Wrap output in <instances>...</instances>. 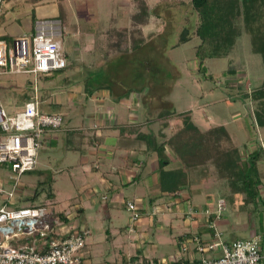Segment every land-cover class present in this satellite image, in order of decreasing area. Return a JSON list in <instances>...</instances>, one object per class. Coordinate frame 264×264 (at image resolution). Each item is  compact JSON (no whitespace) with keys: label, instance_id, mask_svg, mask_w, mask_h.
Returning a JSON list of instances; mask_svg holds the SVG:
<instances>
[{"label":"rangeland","instance_id":"1","mask_svg":"<svg viewBox=\"0 0 264 264\" xmlns=\"http://www.w3.org/2000/svg\"><path fill=\"white\" fill-rule=\"evenodd\" d=\"M142 6L147 8L148 17L143 32L151 37L143 48L135 52L123 53L117 47L121 32L125 30L124 28L129 29L134 25V17L136 14H141ZM4 8L11 12V15H7L5 23L0 25L2 37L30 33L33 18L41 20L55 17L63 24L61 41L68 67L53 73L50 78L39 77L37 81L42 110L57 111L63 115L65 121L61 130L64 132L81 126L84 113L90 109V103L86 101L87 90H93L104 83L107 75L112 74L110 67L120 64L128 68L132 62L144 65L140 60L143 59L146 65L151 67L150 76L157 79L160 84V86H151L146 98H162L163 102L166 99L171 100L177 114L192 111L193 121L202 131L225 126L242 153L246 148L249 151L250 139L258 141L264 149V142L259 138L261 133L264 134V129L258 126L251 104L244 94L247 84L254 88L258 85L257 82L264 78L263 58L253 52L251 36L244 32L238 38L231 57L207 59L201 67L196 51L202 41L194 35L199 17L191 0H5ZM185 27L192 32V38L187 43L178 45ZM127 57L138 58L128 61V64ZM231 59L234 60L231 67L238 69L234 77L241 82L240 92L227 83L229 76L226 72ZM35 79V76L27 74L0 77V95L3 107L9 113H13L16 107L21 105L18 99L19 92L21 94L26 92L30 98L33 96ZM74 94L77 103L73 104L71 98H74ZM60 97L62 101L57 104ZM155 103L156 101H153L152 106L156 107ZM252 104L255 111L257 104L254 102ZM160 106L162 107L160 112H163L164 103L160 102ZM159 109H154L155 115ZM163 124V121L157 122L155 127H161ZM61 130L53 133V135L59 134L56 143L41 149L35 171L13 180L12 172L0 166L2 177L0 181L7 190L15 186L13 181L17 182V187L24 188L18 191L19 198L16 203L20 206L44 205L50 207L53 212L75 215L78 213L77 206L82 207L84 214L77 219L74 218V222L76 223L77 220L80 225L89 227L91 235L88 240L93 243L90 249L95 264H104L114 259L115 250L111 242L96 244V240L101 235L99 230L109 224L111 233L115 234L121 227L125 229L123 235L134 236L135 234L129 231L132 223L128 203L135 201L141 191L138 190L137 184L123 186L115 168L112 170L114 176L111 177L116 181L115 194L111 193V196L107 194L105 187L99 182L98 175L95 174L96 171H87L88 174L84 172L85 164L82 159L84 152L80 141L70 136L69 145L66 142L68 137L63 140L66 135ZM141 146L139 142L135 148ZM172 148L175 152L173 146ZM131 153L128 155L132 158L135 150ZM247 156L248 154L244 153L243 158ZM136 157H141L139 151L136 152ZM92 160L96 158H91ZM102 170L106 171L104 167ZM263 170L264 165L262 172ZM215 183L218 188L217 199L221 196L231 198L232 194L226 180ZM94 187L98 188V195L86 200L85 196L89 188ZM50 191L56 195L55 201L49 198ZM36 192H38L36 200H29ZM117 195H120L117 202L119 208L114 209L112 205ZM103 197L107 200L104 201ZM197 199L194 195L195 205L204 203L202 200L198 202ZM107 202L113 208L110 213L104 210V204ZM191 208L193 207L186 206L183 210L189 214ZM110 214L111 223L104 220ZM253 218L246 210L242 212L241 221L236 226L237 232L241 227L245 229V225H249L250 219ZM170 244L172 240L160 246L155 255L159 257L164 253L163 255L166 256L170 251L172 252L174 247ZM99 250L105 254L100 253ZM118 258L120 261L124 257Z\"/></svg>","mask_w":264,"mask_h":264},{"label":"crops","instance_id":"2","mask_svg":"<svg viewBox=\"0 0 264 264\" xmlns=\"http://www.w3.org/2000/svg\"><path fill=\"white\" fill-rule=\"evenodd\" d=\"M4 15L6 18L7 15H11V12H8L5 9ZM46 19L56 18L53 17ZM38 21L39 19H36L34 25L32 22L30 33L32 29L35 28V24ZM30 33L24 32L15 36H6L13 40L14 38ZM143 57L144 55L142 58ZM137 58H128L126 61L128 63V61ZM140 60L144 65L133 64L132 62L131 64L128 63V68H125L120 64L118 66L114 65L113 67H110L112 74L107 75L106 81L99 84L93 90H89L90 92L87 90L86 101L90 103V109L84 113V119L81 126L74 127L73 130L65 132L60 129L66 135L63 137V140H66L68 137L66 142L69 143V145L71 141V139H69L70 136L76 137L77 141H80V144L83 147L82 152H84L82 156L85 164L84 172L88 174L87 171H96L95 174L98 175L99 182L105 187L107 194L111 196V193H114V190L117 187L116 181L111 178L114 176L112 170H115V168L116 172L119 173L120 182L123 186L137 184L139 187L138 190L141 191V193L138 191L139 194L136 196L137 198L135 201H133L137 204L142 215L140 221L136 225L135 232H132L135 234L134 236L123 235L125 229L121 227L116 230L115 234L111 233L109 224L107 226L109 228L103 227L99 230L101 231V235L96 240V244L100 245L101 243L111 242L115 250L114 259L112 258V261H106L104 264H126L130 259H135V261L140 262L189 259L193 254L191 251L194 250L195 245L194 243L190 244L189 246L191 247V250L189 252H184L183 246L186 239H192L198 236L204 241V243H210L215 238V229L210 227L209 220L206 216L199 215L191 220L187 218V211L183 209L186 206H189V208L193 207L191 209H199L200 211L207 208H215L216 202L222 199L226 201L227 209L222 218L216 221V228L217 231L222 234V241L232 243L240 240H249L255 236H261V248L264 254V170L262 172L263 186L260 198L256 203L251 204L247 208L243 207V200L239 195H231V198L221 196L217 199V183H211L207 186L203 185L204 187H201V184L198 183L193 184L173 196L161 192L158 184V155L156 152L148 150V144L145 140L142 141V139H139L138 135H155L159 144L165 143L166 154L170 160L166 169H177L180 165L175 152H173L172 146L176 150L183 144L184 137L178 135L180 128L182 127V121L177 117H174V115L167 118L168 126L166 128L162 129L160 126L155 127L157 122L159 123L163 121L160 118V111L162 110L160 102L164 103L165 110L175 111V105L169 99H166L163 102L162 98H146L148 92L151 91V86H160V84H158L157 79L150 76L149 70L151 67L147 66V63H145L143 59ZM236 78L237 77L234 76L227 77V83H229L234 90L240 92L241 82H238ZM257 83L258 85L254 88L251 87L250 84H247V88H245L246 90L244 92L245 96L247 93L251 94L254 89L260 87L263 83V79ZM73 97L74 98H71V102L73 104L77 103L75 94ZM247 100L250 102L252 112L254 113L252 101L249 99ZM61 101L62 99L60 97L57 104H60ZM153 101H156L155 104H157L158 107L152 106L154 105ZM157 108L160 109L155 115L154 109ZM46 113L60 114L57 111ZM145 129H147V131H145ZM54 132L56 131L50 132L49 134V137H51L49 141L50 146L56 143L59 138V134L53 135ZM259 138L264 142L263 133L259 135ZM139 142L142 146L140 148H135ZM250 142L251 145L249 151L246 148L245 151H243L242 156L244 153L249 155L261 146L259 145V142L254 139H250ZM134 150L135 155L131 158L128 154H132L131 152ZM138 151L139 154H141V157H136V152ZM91 158H96V160L91 161ZM102 167H104L106 171L102 170ZM0 180H2L1 175ZM140 184L143 189L140 187ZM96 195H98V188L94 187L89 188L85 197L86 200H90ZM194 195L198 198V202H201L200 200H202L204 203L195 205L193 202ZM54 196L56 197L55 194ZM119 196L120 195H117L115 197L116 201L112 205V207H115L114 209L119 208L117 205ZM55 197L53 198L54 201ZM104 197L103 200L105 201L106 198ZM1 204L2 199H0V206ZM77 207L78 213L76 215L63 212L57 213L64 214L71 225L89 229L88 226L80 225L77 220L76 223L74 222V218L77 219V217L84 214L83 208H80L79 206ZM111 209L113 208L110 207L108 202L104 204L105 212L107 210L110 213ZM156 210L158 211L156 212ZM245 210L249 213L250 217L254 218L250 219L249 225H245V229H243L244 227H241L240 231L237 232L236 226L240 223L241 213ZM106 217L104 220H108V222L111 223V214L107 218ZM171 240L172 244L170 245H173L174 248L172 252L170 251V253L166 255L167 257L163 255L164 253L159 257L155 255L158 249H160V246L170 243ZM92 245L93 243L88 240L87 246L83 252L82 264H95L93 252L92 249H90V246ZM117 248H120V250ZM99 252L102 253V250H99ZM109 254H111V252H109ZM215 255L216 253L208 254L207 256ZM122 256L124 258H121L120 261H118V257ZM194 256L196 258L200 257L197 254ZM105 260H107V258H105ZM259 264H264V259Z\"/></svg>","mask_w":264,"mask_h":264},{"label":"built area","instance_id":"3","mask_svg":"<svg viewBox=\"0 0 264 264\" xmlns=\"http://www.w3.org/2000/svg\"><path fill=\"white\" fill-rule=\"evenodd\" d=\"M5 0H0V15L5 14ZM63 24L59 19L39 20L34 33L8 42L0 39V77L10 74L35 76L33 96L29 101L9 113L3 107L0 95V166L12 172V179L37 169L41 149L50 145V132L64 125L61 114L42 110L37 79L46 78L67 68L62 45ZM7 190L0 182V264H82L83 252L91 231L64 221L59 213L44 205L20 206L16 203L22 186ZM22 195V194H21ZM227 209L225 200H219L215 208L204 211L192 209L187 218L199 215L208 218L215 229V238L204 243L198 236L186 239L184 252L195 248L189 259L162 260L159 264H259L264 259L261 236L232 243L222 241L216 221ZM131 213L130 232H135L141 213L135 202L128 203ZM211 218H214V220ZM216 253L215 256H207ZM197 254L200 257L196 258ZM126 264H144L128 260Z\"/></svg>","mask_w":264,"mask_h":264},{"label":"trees","instance_id":"4","mask_svg":"<svg viewBox=\"0 0 264 264\" xmlns=\"http://www.w3.org/2000/svg\"><path fill=\"white\" fill-rule=\"evenodd\" d=\"M191 1L199 17L194 35L202 41L196 51L201 67L207 59L231 57L238 38L244 32L251 36L253 52L261 55L264 61V0ZM141 10V14H136L134 17V25L129 29L124 28L125 30L121 32L117 47L123 53H131L143 48L151 37L143 32V27L148 22L147 8L142 6ZM4 22L5 15H0V25ZM32 22L34 25L35 18ZM33 33L34 29L30 34ZM191 34L190 29L185 27L178 45L190 41ZM0 39L11 42L7 36ZM233 63L234 60L231 59L226 72L227 76L237 74L238 69L231 67ZM18 96L21 105L30 100L26 92L23 94L19 92ZM245 98L257 104L254 116L258 126L264 129V78L262 85L254 89L251 94L247 93ZM174 115L182 121L178 135L184 137L182 146L175 150L179 168L166 169L170 160L166 154L165 143L159 144L155 135H138L139 139L146 141L148 150L158 155V184L161 192L173 196L193 184L207 186L219 180H226L230 193L233 196L242 197L244 208L256 203L263 186L261 169L264 164L263 147L260 146L243 158L242 152L233 142L225 126H216L202 131L193 121L192 111L176 114L174 111L164 110L160 114L164 123L161 125L162 129L168 126L167 118ZM37 197L38 192L29 200L35 201ZM54 197L53 192L50 191L49 198ZM59 216L67 222L64 214L59 213ZM144 264H159V261H145Z\"/></svg>","mask_w":264,"mask_h":264}]
</instances>
